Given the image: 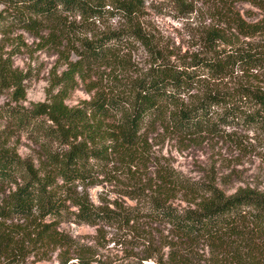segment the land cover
<instances>
[{"label": "trees", "instance_id": "obj_1", "mask_svg": "<svg viewBox=\"0 0 264 264\" xmlns=\"http://www.w3.org/2000/svg\"><path fill=\"white\" fill-rule=\"evenodd\" d=\"M174 1L194 9L193 0ZM0 2L65 64L46 99L25 106L27 72L0 45V90L12 88L15 102L0 104V184L10 185L0 190V217L20 220L0 227V264H21L31 248L51 246L67 247L59 264H264V187L229 191L216 176L188 177L155 155L151 140L197 143L238 126L264 136V0H216L213 22L184 53L145 29L138 19L145 0ZM241 2L260 16L248 20ZM114 16L122 25L101 22ZM136 44L148 56L143 65ZM81 80L92 94L70 104ZM16 130L40 146L39 159L10 147ZM119 168L137 178L127 192L136 201L94 199L86 184ZM65 220L136 229L148 247L95 263L60 227Z\"/></svg>", "mask_w": 264, "mask_h": 264}, {"label": "rangeland", "instance_id": "obj_2", "mask_svg": "<svg viewBox=\"0 0 264 264\" xmlns=\"http://www.w3.org/2000/svg\"><path fill=\"white\" fill-rule=\"evenodd\" d=\"M192 2L194 9L188 11L174 0H145L138 19L161 46L184 53L188 48H197L199 36L214 20L216 0ZM239 6L243 11L248 9L247 13L250 14H246L248 20L260 16L259 9L249 2H241ZM10 12L14 11L0 2V45L3 53L11 57L14 66L27 72L26 94L19 100V104L33 106L36 102L46 99L48 89L55 84V75L60 73L65 64L58 53L52 52L47 45L42 44L40 37L31 30L22 27L21 21L14 19V13L9 14ZM101 22L104 25L120 26L124 20L120 16H114ZM133 53L136 61H140V65L148 60L140 44H136ZM12 91V88L0 90V104L15 103L11 100ZM91 94L88 85L81 80L69 91L67 102L77 104L89 98ZM5 123L4 119L0 118V126L3 127ZM227 130L232 133H223L218 137L205 135L197 143H183L180 139L168 135L152 137L151 140L154 143L155 155L188 177L203 180L216 176L219 180L222 179L221 185L229 191L248 182L264 187V136L244 126L228 127ZM8 141L10 147L22 156L39 159L40 146L30 140L26 132L20 133L16 130L10 134ZM143 168L139 178L144 177L145 172L153 166ZM113 173L116 174V178L114 174L110 179L100 174L97 182L86 184V190L96 200L112 202L119 199L124 201V204H133L136 199L127 192L131 190L132 183L137 178L132 171L127 172L121 168L118 171L114 169ZM2 189L3 192H8L10 185L0 184V190ZM3 195L4 193L0 192V198ZM180 201V198H176L177 203ZM19 221L17 218L5 221L0 217V227L4 222L15 224ZM60 227L78 241L79 248L94 255L95 263L115 261L126 253V249L138 252L148 247V241L143 243L144 236L136 229L128 230L105 223L91 225L69 220L63 221ZM78 247H72L68 251L78 255L80 251ZM65 249L67 247L51 246L42 250L31 248L21 264H59L61 258L59 253ZM74 259L77 258L71 260ZM146 263L154 264V260L149 259Z\"/></svg>", "mask_w": 264, "mask_h": 264}]
</instances>
